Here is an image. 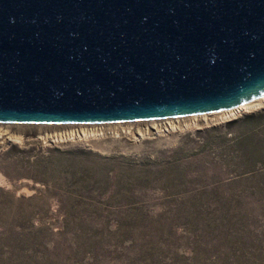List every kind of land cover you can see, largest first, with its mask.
I'll use <instances>...</instances> for the list:
<instances>
[{"label":"rangeland","instance_id":"1","mask_svg":"<svg viewBox=\"0 0 264 264\" xmlns=\"http://www.w3.org/2000/svg\"><path fill=\"white\" fill-rule=\"evenodd\" d=\"M106 126L0 124V264H264V107Z\"/></svg>","mask_w":264,"mask_h":264},{"label":"water","instance_id":"2","mask_svg":"<svg viewBox=\"0 0 264 264\" xmlns=\"http://www.w3.org/2000/svg\"><path fill=\"white\" fill-rule=\"evenodd\" d=\"M264 98V0H0V124H124Z\"/></svg>","mask_w":264,"mask_h":264},{"label":"bare ground","instance_id":"3","mask_svg":"<svg viewBox=\"0 0 264 264\" xmlns=\"http://www.w3.org/2000/svg\"><path fill=\"white\" fill-rule=\"evenodd\" d=\"M263 107H264V98H261L259 100H255L253 102H250V103H247L245 105H242V106H240L238 108H235V109H232V110H229V111H225V112L218 113L217 115L220 116V119L221 120H229V119H232V118H235V117H239V116H241V115H243V114H245L247 112L255 111V110H258V109L263 108ZM75 126H80L79 128H83V129H81L79 131V133H80V136H79L80 137V140L79 141H81L83 144L86 143L87 145H90V146H92L95 149H101V150L106 149V147H107V143H105L106 140H104V139H96L97 138L95 136V132L96 131L90 130V129H84L85 126H92V125H75ZM169 126H170V131L169 132L171 133L170 135H175L177 133V128L173 127V125L170 124V123H169ZM157 129H158V127H157ZM160 133L158 135L159 138H163V137L166 138L167 137V136H160ZM4 135L5 136H8V133L7 134H4ZM138 135L140 136V138H139V140L134 141V144L133 145L128 144V143H125V145L131 146L132 149L139 148L140 145H141L139 143H141L140 141H143V139H144L145 136L142 133H140V132L138 133ZM120 136L121 135L115 136V139H113L114 140L113 142L117 141V143H118V141H123V139L120 138ZM56 139L57 140H64L62 134H58V135L54 136L53 141L56 140ZM170 139H172V138L170 137ZM7 140L15 141V140H18V138L17 137H14V136H9V137H7ZM126 141H128V139ZM168 141H170V140H168ZM111 142H112V140H111ZM136 144H138V145H136ZM122 145H123V143H122ZM108 146H110V145H108Z\"/></svg>","mask_w":264,"mask_h":264},{"label":"built area","instance_id":"4","mask_svg":"<svg viewBox=\"0 0 264 264\" xmlns=\"http://www.w3.org/2000/svg\"><path fill=\"white\" fill-rule=\"evenodd\" d=\"M109 124H99V125H92V126H85L84 129H90V130H94L95 132V136L97 137L96 139H105V138H111L114 136H118V135H125V131L123 130H118L116 128H112L111 126H106ZM75 126V125H74ZM80 126H75V127H69L66 130H62L60 131V134L63 135V139H64V144H68L67 142L70 141H79L80 140V133L79 131L83 128H78ZM112 135L111 137H108V135ZM49 136V139H48ZM52 134H45V140L46 143L49 142V144L51 145H55L52 139Z\"/></svg>","mask_w":264,"mask_h":264}]
</instances>
